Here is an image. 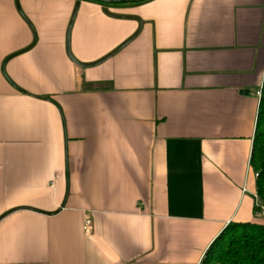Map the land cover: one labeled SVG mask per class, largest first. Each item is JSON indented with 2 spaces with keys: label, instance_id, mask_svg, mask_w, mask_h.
I'll return each mask as SVG.
<instances>
[{
  "label": "crops",
  "instance_id": "crops-1",
  "mask_svg": "<svg viewBox=\"0 0 264 264\" xmlns=\"http://www.w3.org/2000/svg\"><path fill=\"white\" fill-rule=\"evenodd\" d=\"M76 6L81 62L141 30L80 67ZM263 75L264 0H0V264H201L258 220Z\"/></svg>",
  "mask_w": 264,
  "mask_h": 264
},
{
  "label": "trees",
  "instance_id": "trees-1",
  "mask_svg": "<svg viewBox=\"0 0 264 264\" xmlns=\"http://www.w3.org/2000/svg\"><path fill=\"white\" fill-rule=\"evenodd\" d=\"M249 164L257 172L255 192L264 205V75ZM256 211L254 206L255 217ZM201 264H264V220L226 224L209 244Z\"/></svg>",
  "mask_w": 264,
  "mask_h": 264
},
{
  "label": "water",
  "instance_id": "water-1",
  "mask_svg": "<svg viewBox=\"0 0 264 264\" xmlns=\"http://www.w3.org/2000/svg\"><path fill=\"white\" fill-rule=\"evenodd\" d=\"M96 1H99L101 3H106V4H120V3L142 2V1H145V0H96ZM76 9H77V6L75 7V9L73 11V14L71 16V20H70V23H69V28H68L67 34H66V40H67L66 52H67V55L69 56V58L76 65H78L80 67H83V68L92 67V66L98 65V64L102 63L103 61H105L106 59H108L109 57H111L112 55H114L115 53H117L121 48H123L126 44H128L131 40H133L138 35V33L140 32L141 27H142V21L137 16H134V15L133 16H131V15L126 16V15L114 14V13H111L108 10L105 9L104 10L105 13L108 14L109 16H112V17H115V18H125V19H133V20H136L138 22V28L136 29V31L133 34H131L127 39H125L123 42H121L116 48H114L112 51H110L105 56L99 58L98 60H96L94 62L84 63V62H81V61L77 60L72 55V53L70 51V48H69V33H70V27H71V25L73 23V19H74L75 13H76ZM46 99L52 101L49 98H46ZM65 169H66V172H65V176H66V189H65L64 200H63V202L61 204L60 209L65 205V200H66L67 193H68V190H69V172H68L67 162L65 164ZM36 211H39V210H36ZM7 213H9V212H7Z\"/></svg>",
  "mask_w": 264,
  "mask_h": 264
},
{
  "label": "built area",
  "instance_id": "built-area-1",
  "mask_svg": "<svg viewBox=\"0 0 264 264\" xmlns=\"http://www.w3.org/2000/svg\"><path fill=\"white\" fill-rule=\"evenodd\" d=\"M256 96L260 98L261 90L256 91ZM254 176L255 177L257 176V172H254ZM252 195L254 198V206L257 208L256 218L259 220H264V205L261 203L256 192H254ZM89 226H90V218L87 216L85 218V228L87 229Z\"/></svg>",
  "mask_w": 264,
  "mask_h": 264
},
{
  "label": "rangeland",
  "instance_id": "rangeland-1",
  "mask_svg": "<svg viewBox=\"0 0 264 264\" xmlns=\"http://www.w3.org/2000/svg\"><path fill=\"white\" fill-rule=\"evenodd\" d=\"M262 221V220H261Z\"/></svg>",
  "mask_w": 264,
  "mask_h": 264
}]
</instances>
